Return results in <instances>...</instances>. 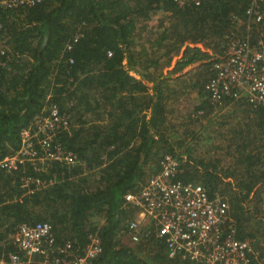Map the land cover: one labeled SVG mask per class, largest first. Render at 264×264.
I'll list each match as a JSON object with an SVG mask.
<instances>
[{
  "label": "trees",
  "instance_id": "obj_1",
  "mask_svg": "<svg viewBox=\"0 0 264 264\" xmlns=\"http://www.w3.org/2000/svg\"><path fill=\"white\" fill-rule=\"evenodd\" d=\"M246 4L42 0L0 8L2 33L14 54L0 69V159L18 148L20 130L54 104L70 120L60 140L80 161L55 163L57 181L32 193L19 187L18 171L0 169V226L8 231L19 222L46 221L57 243H83L86 233L95 232L101 252L92 264H178L161 242L121 240L135 212L123 195L138 187L145 167L153 164V172L169 154L179 161V179L200 183L209 196L226 201L234 236L251 240V264H264V108L246 107L243 119L211 130L229 134L227 147L235 155L225 168L217 158L206 159V149L193 154L205 133L198 123L211 107L203 91L209 58L222 52L230 16H241ZM157 12L166 20L148 26ZM77 31L81 35L72 42ZM187 90H195L197 103L175 115L174 99ZM172 114L182 123L172 124Z\"/></svg>",
  "mask_w": 264,
  "mask_h": 264
},
{
  "label": "built area",
  "instance_id": "obj_2",
  "mask_svg": "<svg viewBox=\"0 0 264 264\" xmlns=\"http://www.w3.org/2000/svg\"><path fill=\"white\" fill-rule=\"evenodd\" d=\"M41 1L0 0V8H27ZM203 1L172 0L177 7L198 6ZM230 18L232 28L224 36L222 52L210 58L211 76L203 91L216 107L239 102L264 108V0H247L241 16L232 14ZM80 35L75 32L72 42ZM9 48L0 23V69L14 56ZM69 127V116L57 106L42 108L20 130L18 148L0 159V169L18 171L24 193L52 185L58 176L55 163H80L60 140ZM179 172L178 159L163 154L156 170L123 195L135 212L122 237L128 244L149 238L161 242L166 257L178 264H251L255 257L251 240L234 236L226 201L217 194L209 196L200 183L179 179ZM4 225L0 226V264H92L101 252L95 232L86 233L83 243L70 239L57 243L46 221L19 222L8 231Z\"/></svg>",
  "mask_w": 264,
  "mask_h": 264
},
{
  "label": "crops",
  "instance_id": "obj_3",
  "mask_svg": "<svg viewBox=\"0 0 264 264\" xmlns=\"http://www.w3.org/2000/svg\"><path fill=\"white\" fill-rule=\"evenodd\" d=\"M196 65L197 64H193L187 67L185 70L195 67ZM210 105L211 107L205 108L206 110L205 116L202 117L198 123L201 125L202 130L204 129L205 132V137L202 141L203 145L206 146L205 157L206 159L217 158L219 160L218 166L225 168L228 162L233 160L232 155H235V153H233V146H230L229 148L227 147L226 138L229 137V134H225L222 137L218 136L220 138L218 139L217 136H215L211 130L217 125H219L220 122H226L231 125L234 124V121L243 119L244 118L243 112L247 109L246 107L248 106L239 102L232 104L227 103L220 107H216L211 103ZM236 141L239 142L238 139ZM201 152H203L202 149ZM233 168L234 165H231L229 169H233ZM235 169L236 171H239L241 168L239 169V166H237Z\"/></svg>",
  "mask_w": 264,
  "mask_h": 264
},
{
  "label": "rangeland",
  "instance_id": "obj_4",
  "mask_svg": "<svg viewBox=\"0 0 264 264\" xmlns=\"http://www.w3.org/2000/svg\"><path fill=\"white\" fill-rule=\"evenodd\" d=\"M159 19H165L166 20V16H165V14L164 13H161V12H157V13H155L154 15H152L151 17H150V19L148 20V21H146V24L149 26L150 24L151 25H154V24H156L157 23V21L159 20ZM212 56V55H211ZM211 58V57H210ZM209 58V59H210ZM130 74H132L131 72H130ZM133 75V74H132ZM179 98H175L174 99V103H173V105L175 106V115H182V114H184V112H187L191 107H192V105L193 104H196L197 103V101H196V94H195V91L194 90H190V91H187V92H185L184 94H182L181 96H178ZM171 104H172V102H171ZM175 115L174 114H172V119H171V123L172 124H179V123H182L181 121H179V119H177V120H175ZM181 128H183V127H180L179 129H181ZM202 132H203V130H202ZM213 135V134H212ZM205 136V133H202V138L200 139V141H199V146L197 147V149L196 150H194V156H197V155H201V154H203V152H201V149H202V151L203 150H205L206 149V146L205 145H203V143H202V141H203V137ZM217 138L218 139H220L218 136H217ZM216 138V139H217ZM216 142H218V141H216ZM199 155V156H200ZM176 157V156H175ZM152 165L153 164H150L148 167H145V169H144V171H145V173H150L149 171V169L152 167ZM147 173V174H148ZM147 176V175H146ZM145 176V177H146ZM144 177V178H145ZM261 198H262V200H264V191H263V193L261 194ZM121 240L123 241V242H126L127 243V240H126V238H124V237H121Z\"/></svg>",
  "mask_w": 264,
  "mask_h": 264
},
{
  "label": "water",
  "instance_id": "obj_5",
  "mask_svg": "<svg viewBox=\"0 0 264 264\" xmlns=\"http://www.w3.org/2000/svg\"><path fill=\"white\" fill-rule=\"evenodd\" d=\"M46 42V35L43 36L41 43H40V48L45 44Z\"/></svg>",
  "mask_w": 264,
  "mask_h": 264
}]
</instances>
